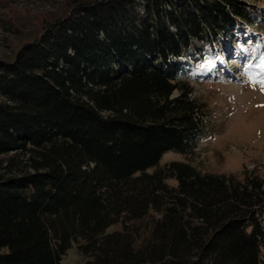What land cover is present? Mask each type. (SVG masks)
Segmentation results:
<instances>
[{
    "label": "trees",
    "instance_id": "16d2710c",
    "mask_svg": "<svg viewBox=\"0 0 264 264\" xmlns=\"http://www.w3.org/2000/svg\"><path fill=\"white\" fill-rule=\"evenodd\" d=\"M69 8L0 59V264H62L72 248L84 264H264L258 168L162 164L209 136L182 63L256 15L242 0Z\"/></svg>",
    "mask_w": 264,
    "mask_h": 264
},
{
    "label": "rangeland",
    "instance_id": "374dc122",
    "mask_svg": "<svg viewBox=\"0 0 264 264\" xmlns=\"http://www.w3.org/2000/svg\"><path fill=\"white\" fill-rule=\"evenodd\" d=\"M242 1L257 24L239 22L228 39L212 48L197 42L182 63V79L208 106L209 136L191 157L168 153L162 164L185 161L218 174L258 168L264 174V86L259 83L264 78V0ZM70 13L69 0H0V59L12 56L54 18ZM121 229L116 225L109 232ZM62 264H84V259L72 248Z\"/></svg>",
    "mask_w": 264,
    "mask_h": 264
},
{
    "label": "snow or ice",
    "instance_id": "6c2138e0",
    "mask_svg": "<svg viewBox=\"0 0 264 264\" xmlns=\"http://www.w3.org/2000/svg\"><path fill=\"white\" fill-rule=\"evenodd\" d=\"M262 67H264V64H262ZM259 83H260L262 86H264V78H261V79L259 80Z\"/></svg>",
    "mask_w": 264,
    "mask_h": 264
}]
</instances>
